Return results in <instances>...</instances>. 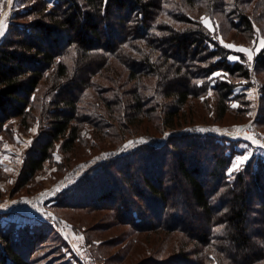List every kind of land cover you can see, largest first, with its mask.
Masks as SVG:
<instances>
[{
    "label": "trees",
    "instance_id": "1",
    "mask_svg": "<svg viewBox=\"0 0 264 264\" xmlns=\"http://www.w3.org/2000/svg\"><path fill=\"white\" fill-rule=\"evenodd\" d=\"M177 1L175 10L170 8L173 0L15 3L18 10L0 42V134L14 118L29 127L37 105L48 121L27 153L17 186L23 188L36 178L59 142L62 153H71L81 124L90 123L99 134L106 129L112 139L170 133L165 145H143L87 172L79 191L97 192L96 204L81 201L71 206L93 210L110 202L141 231L177 233L172 256L181 257L182 264H202L192 254L204 257V264L211 254L228 264H263L264 160L248 163L230 180L235 154L230 145L240 140L224 137L214 143L212 136L174 133L184 128L180 116L184 106L193 99L204 102L211 89L218 93L219 113L223 116L230 109L235 86L232 82L210 86L215 71L232 78L251 77L243 62L226 58L227 52L201 22L203 15L236 16L232 27L249 33L254 28L248 11L264 10V0ZM193 7L198 12H190ZM114 64L128 73L120 86L117 72L109 74ZM255 66L264 71V48ZM96 77L112 83L105 87L112 94L125 90L111 98ZM91 90L96 94L90 98ZM89 110L99 116L92 118ZM110 122L119 130H131L120 135ZM97 169L102 170L100 175L91 178ZM120 183L127 187L125 194L119 192ZM68 201L73 203V198ZM48 233L43 224L17 229L0 220V264H34L33 249L43 245Z\"/></svg>",
    "mask_w": 264,
    "mask_h": 264
},
{
    "label": "rangeland",
    "instance_id": "2",
    "mask_svg": "<svg viewBox=\"0 0 264 264\" xmlns=\"http://www.w3.org/2000/svg\"><path fill=\"white\" fill-rule=\"evenodd\" d=\"M49 1L53 3L56 0ZM16 2L19 3L21 0H12L11 5L7 3V0H0V12L7 14L4 17L6 28L3 35H0V42L6 35L12 15L18 10V8L15 9ZM176 3L178 1L173 0L170 8L178 9ZM232 4H236L234 0ZM201 10L204 11L205 8L202 7ZM193 11L198 12V9L193 7L190 12ZM255 11L254 7H250L248 11L249 14L251 13L254 28L249 33H243V29L240 31L232 27L231 20L238 18L236 16H228L230 19L227 17L218 19L203 15L209 18L210 24L207 28L227 52L226 58L232 63L243 62L250 69L251 77L250 79L232 78L223 71H215L213 74L218 75H212L209 79L210 86L221 82H232L235 86L228 105L230 109L223 116L219 113V96L211 89L204 95V102L193 99L184 106L180 115L184 128L174 133V135L212 136L215 137L214 143L219 140L218 138L224 137L240 140L236 145H230V148L233 146V152H235L233 160L245 152H250L251 155L238 171H232L229 174L228 170L230 180H233L238 172L244 170L248 163L257 162L259 159L264 160V147L252 142L258 140L260 144H264V71L256 69L255 66L256 57L263 50L260 47V41L264 40V10L260 8L257 12ZM234 22L238 24L239 20L236 19ZM226 44L234 45L235 48L225 47ZM211 47L215 48L214 45ZM240 47L249 49L252 54L251 60H248V53L236 50ZM229 57H238V59L233 60ZM112 66L113 69L109 71V74H112L114 70L117 72L121 77L117 86H120V83L127 79L128 73L120 65ZM95 81L104 86L105 94L112 95L111 98L115 93L122 95L125 90V88L116 90L112 94L111 91L105 89L106 86L112 84L111 82L104 81L101 77H96ZM44 87L46 86L41 87L40 92ZM95 94L96 91L91 90L88 97L91 98ZM234 104L237 106L233 107ZM36 107L33 111L34 118L29 119V127L22 125L21 118H14L6 126V130L0 134V205L5 206V210L0 212V220L4 225L17 226V229H24L27 226L39 227L43 224L49 231V236L44 240L43 245L37 247L35 251L33 249L34 264H182L181 257L172 256L174 247L180 238L177 233L169 234L159 229L141 231L133 226L131 219L121 217L122 214H118L110 202L105 203L107 204L105 208L93 210L71 206L81 201L96 204L93 198L94 196L97 198V192L87 189L85 185L86 189L79 191L80 186L86 184V182H81V179L87 172L99 164L122 158L136 150L139 151L143 145H165L171 134L166 133L167 136L159 138L140 136L127 140L125 137L112 139L105 135L106 129H104V134H99L90 123L81 124L80 139L76 148L71 153L64 154L61 151V142H59L53 158L44 164L43 170L30 184L20 188L17 186V181L27 153L41 133V129L46 127L48 122L39 111V105ZM88 112L92 118L99 116L98 112L92 110ZM150 124L155 125L153 122ZM112 126L124 136L131 130L130 128L119 130L116 123ZM212 129L225 130L234 136L215 133ZM245 137H252V140ZM141 138L146 142L134 143L125 149L124 146L130 141L136 142ZM205 140L213 141V139ZM243 145H248V148L245 149ZM193 153L197 154L196 151ZM185 157L188 160L191 159L187 155ZM120 164L125 165V162ZM204 167L206 168V165ZM101 171V169L95 170L90 174L91 178L100 175ZM116 176L118 180L122 178L120 174ZM119 186V192L125 194L127 187L122 183ZM57 187L61 190L54 192ZM69 189L71 190L67 191ZM58 193L60 194L57 197ZM68 198H73V203L69 202ZM198 249L199 247L196 246L194 250ZM211 251L215 252L214 249ZM190 256H194L204 264V257L195 254ZM210 258L207 264H228V262H221L213 254Z\"/></svg>",
    "mask_w": 264,
    "mask_h": 264
},
{
    "label": "snow or ice",
    "instance_id": "3",
    "mask_svg": "<svg viewBox=\"0 0 264 264\" xmlns=\"http://www.w3.org/2000/svg\"><path fill=\"white\" fill-rule=\"evenodd\" d=\"M7 3L8 4H11L12 3V0H7ZM6 13H3V12H0V35H3L4 33V30L6 28V24H5V20H4V17H6ZM201 22L206 26L208 27L209 24H210V20L209 18L207 17H203L201 18ZM254 43V46H255V42ZM225 47H228V48H235L234 45H224ZM260 47L261 48H264V40H261L260 41ZM237 51H240V52H245V53H248V60H251L252 59V54L251 52L249 51V49H246V48H243V47H240V48H237L236 49ZM230 59H238V57H229ZM214 76L215 75H218V74H213ZM211 94V93H209ZM237 105H233V107H236ZM203 131V130H201ZM166 136L168 134H165ZM246 139H249V140H252V137H245ZM143 142H146L143 140V138H141V140L139 141H136V142H132L130 141L127 145H125V149L128 148V147H131L134 143H143ZM253 143H256V144H259L260 147H264V144H260V142L258 140H253L252 141ZM242 147H244L245 149L248 148V145H243ZM250 155L251 153L250 152H245L244 154H241V155H238L234 158V160L232 161V165L229 169V174H231L232 171H238L240 169V167L248 161V159L250 158ZM6 171H8V169H5ZM61 189L59 187L55 188L54 189V192H59ZM15 203V202H13ZM35 207V205H34ZM80 239H83V237H80Z\"/></svg>",
    "mask_w": 264,
    "mask_h": 264
},
{
    "label": "bare ground",
    "instance_id": "4",
    "mask_svg": "<svg viewBox=\"0 0 264 264\" xmlns=\"http://www.w3.org/2000/svg\"><path fill=\"white\" fill-rule=\"evenodd\" d=\"M11 5V4H10ZM216 127V126H215ZM212 131H215V133H219V134H223V135H230V136H234L232 133L228 132V131H225V130H222V131H218V130H215V129H212ZM4 205V204H3ZM3 205H0V211H3L5 210V206ZM11 205V204H10ZM28 206V204H26ZM8 206V205H7ZM25 206V205H24ZM20 207V206H19ZM26 207V206H25ZM21 208V207H20ZM16 209V208H15Z\"/></svg>",
    "mask_w": 264,
    "mask_h": 264
},
{
    "label": "crops",
    "instance_id": "5",
    "mask_svg": "<svg viewBox=\"0 0 264 264\" xmlns=\"http://www.w3.org/2000/svg\"><path fill=\"white\" fill-rule=\"evenodd\" d=\"M4 211V210H3ZM0 212H2V211H0Z\"/></svg>",
    "mask_w": 264,
    "mask_h": 264
}]
</instances>
